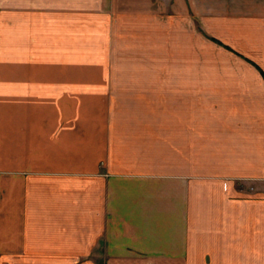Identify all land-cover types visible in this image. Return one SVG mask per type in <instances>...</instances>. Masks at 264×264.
<instances>
[{"label": "crops", "instance_id": "crops-1", "mask_svg": "<svg viewBox=\"0 0 264 264\" xmlns=\"http://www.w3.org/2000/svg\"><path fill=\"white\" fill-rule=\"evenodd\" d=\"M13 18L154 94H3ZM0 264H264V0H0Z\"/></svg>", "mask_w": 264, "mask_h": 264}, {"label": "rangeland", "instance_id": "rangeland-1", "mask_svg": "<svg viewBox=\"0 0 264 264\" xmlns=\"http://www.w3.org/2000/svg\"><path fill=\"white\" fill-rule=\"evenodd\" d=\"M89 21L95 20L4 19L8 28L4 27L3 44L8 47L2 57L14 60V82L3 84L4 90H12L3 94H141L138 80L130 82L134 71L136 79L138 71L143 72V94H154V84L149 88V79H145L150 78L146 68L103 65V52L98 50L99 64L93 60L91 43L82 40V31L93 28L99 32L106 26L103 20L93 25Z\"/></svg>", "mask_w": 264, "mask_h": 264}]
</instances>
